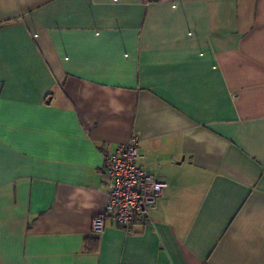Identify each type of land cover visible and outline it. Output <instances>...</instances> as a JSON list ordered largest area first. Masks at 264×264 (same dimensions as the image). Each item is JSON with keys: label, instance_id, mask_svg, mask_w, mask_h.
I'll use <instances>...</instances> for the list:
<instances>
[{"label": "crops", "instance_id": "obj_1", "mask_svg": "<svg viewBox=\"0 0 264 264\" xmlns=\"http://www.w3.org/2000/svg\"><path fill=\"white\" fill-rule=\"evenodd\" d=\"M131 137L167 187L94 234ZM0 264H264V0H0Z\"/></svg>", "mask_w": 264, "mask_h": 264}, {"label": "built area", "instance_id": "obj_2", "mask_svg": "<svg viewBox=\"0 0 264 264\" xmlns=\"http://www.w3.org/2000/svg\"><path fill=\"white\" fill-rule=\"evenodd\" d=\"M138 140L131 137L104 156L108 176L103 209L91 220V232L101 233L107 222L125 231L150 220V214L167 185L150 176L137 161Z\"/></svg>", "mask_w": 264, "mask_h": 264}]
</instances>
